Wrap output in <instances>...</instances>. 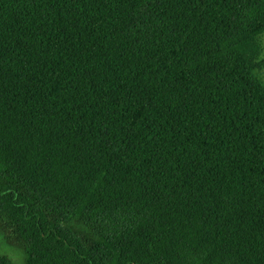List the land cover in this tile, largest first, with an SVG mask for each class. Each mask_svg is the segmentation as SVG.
<instances>
[{"label":"trees","instance_id":"1","mask_svg":"<svg viewBox=\"0 0 264 264\" xmlns=\"http://www.w3.org/2000/svg\"><path fill=\"white\" fill-rule=\"evenodd\" d=\"M263 37L264 0H0L5 244L264 264Z\"/></svg>","mask_w":264,"mask_h":264},{"label":"rangeland","instance_id":"2","mask_svg":"<svg viewBox=\"0 0 264 264\" xmlns=\"http://www.w3.org/2000/svg\"><path fill=\"white\" fill-rule=\"evenodd\" d=\"M264 44V37H263ZM264 75V71H263ZM0 253L10 257L16 264H24V256L17 249H12L5 244L2 234H0Z\"/></svg>","mask_w":264,"mask_h":264}]
</instances>
